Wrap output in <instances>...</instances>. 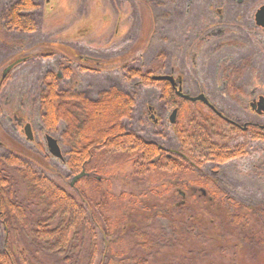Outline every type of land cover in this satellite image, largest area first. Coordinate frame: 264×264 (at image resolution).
I'll return each instance as SVG.
<instances>
[{
    "label": "rangeland",
    "instance_id": "obj_1",
    "mask_svg": "<svg viewBox=\"0 0 264 264\" xmlns=\"http://www.w3.org/2000/svg\"><path fill=\"white\" fill-rule=\"evenodd\" d=\"M14 1L0 0V156H18L79 202H83L82 189L92 190L94 185L82 177L71 185L74 174L67 165L68 148L61 141L64 124L60 122L55 131L45 128L57 140L63 159L48 151L45 132L40 130L39 96L48 71L57 74L59 89L91 99L110 87L131 95L135 106L123 121L126 128L169 151L178 146L173 125L180 117L175 115L171 124L172 109L164 104L159 89L128 77L130 69L179 76L183 93L195 96L202 92L219 111L241 124L264 123V115L254 114L245 98L237 100L239 88L234 83L220 84L228 73L223 54L201 50L193 64L189 39L203 19L204 0H195L194 8L190 0H34L37 8L30 14L37 27L30 33L5 26L4 10ZM65 67L71 69L69 76L62 72ZM252 88L264 93V84L242 87ZM15 116L31 123L32 139L26 137ZM243 136L233 135V144ZM101 160L111 163L93 178L108 185L116 196L126 192L139 198L137 206L125 200L126 207L110 212L115 229L109 238L114 241L111 244L106 239V246L111 245L118 256L106 264H264V142L253 144L242 159L195 167L199 175L211 177L223 189L225 196L220 199L210 196V187L195 186L179 177L169 183L160 177L152 180L153 174L139 180L131 159L108 156ZM115 162L126 164L115 169ZM85 163L88 170H84L91 171V163ZM12 175L18 180L13 190L21 197L20 176L14 171ZM167 185L171 187L165 191ZM231 200L246 207L236 208ZM240 213L244 215L235 223L234 216ZM184 219L189 220L187 232L179 229ZM95 230L102 240L96 224ZM141 231L150 237L153 247L149 252L139 246ZM251 231L260 233L263 240L243 245ZM3 242L0 223V251ZM88 244L84 242L79 253L83 259H87ZM38 258L37 264H66L56 256ZM102 260L97 255L94 264Z\"/></svg>",
    "mask_w": 264,
    "mask_h": 264
},
{
    "label": "trees",
    "instance_id": "obj_2",
    "mask_svg": "<svg viewBox=\"0 0 264 264\" xmlns=\"http://www.w3.org/2000/svg\"><path fill=\"white\" fill-rule=\"evenodd\" d=\"M36 8L34 0H15L4 10L5 26L15 31L34 32L37 24L30 12ZM62 72L69 76L71 69L65 67ZM127 74L137 77L144 85L156 86L166 107L177 110L180 119L173 126L178 151L190 162H162L163 159L173 160V157L168 158L157 144L126 128L123 121L131 116L135 106L131 95L110 87L91 99L74 90L59 89L57 74L46 72L45 86L39 96L42 124L50 131H55L60 122L64 124L61 141L68 148L67 165L76 175L88 170L84 162L91 163V171H85L89 173L82 178L92 180L89 182L94 186L92 190L82 189L83 202H79L18 156H0V223L4 232L0 264H37L39 256L60 257L66 264H94L97 255L103 260L108 259L102 260L101 264L111 263V258L118 255L111 245L106 246V239H110L109 235L115 229L110 212L126 207L125 200L132 207L137 206L139 198L126 192L116 196L108 185L105 187L93 178L111 163L101 160L108 156L131 159V169L139 180H147L151 174L152 180L160 177L168 183L174 177L187 179L195 186L210 187L209 194L215 199L225 196L211 177L199 175L195 167L204 162L224 163L244 157L248 153L250 137H244L242 145L229 144V137L235 132L214 113L206 112L202 103L179 98L168 81L154 80V74L149 72L130 69ZM158 159L162 161L158 162ZM124 164L126 162H115L112 167L123 168ZM12 171L20 176L21 197L13 190L18 180ZM169 187L167 185L165 191ZM231 201L236 208L246 207ZM243 215L234 216V222L239 223V217ZM182 222L179 229L187 232L189 220ZM95 224L101 228L102 240L97 239ZM139 234L140 248L149 252L153 247L150 237L142 231ZM243 239V245L263 240L257 231H251ZM110 240L112 244L114 240ZM20 241L22 248H19ZM86 241L89 253L87 259H83L79 253Z\"/></svg>",
    "mask_w": 264,
    "mask_h": 264
},
{
    "label": "flooded vegetation",
    "instance_id": "obj_3",
    "mask_svg": "<svg viewBox=\"0 0 264 264\" xmlns=\"http://www.w3.org/2000/svg\"><path fill=\"white\" fill-rule=\"evenodd\" d=\"M195 2V0H190L193 8ZM203 2L204 16L200 17L203 19L198 21L196 29L193 28L189 39L193 54V64L196 63V54H199L201 50H204L203 53L208 49L214 53L218 51L223 54L222 59L228 73L225 74V79H221L220 84L234 83L239 88L236 96L237 100H242L241 97L245 98L254 114L258 116L264 115V93L256 92L253 88L250 90L242 89V87H255L264 84V82L260 83V81H264V0H207V3L204 0ZM172 77L176 84L174 89L176 91L177 88L182 87V78H178L179 76ZM183 94L189 95V93ZM198 95H203L208 104L202 101L196 102L202 103L206 107V112L207 110L211 111L228 124L232 132H235L231 135L250 137L248 149L255 143L264 142L263 122L253 120L251 122L245 121L241 124L236 117L231 119L222 111H219L210 102L207 95L199 92L195 96ZM15 119L24 134L26 126L29 125L32 139L33 130L31 123L25 122L23 117L18 118L15 116ZM154 121L157 120L155 119ZM40 130L45 132L44 137L46 140L48 134H46L47 131L43 124L40 125ZM229 141V144L234 145V137H229ZM236 144L242 145L243 140ZM158 147L165 151V155L168 158L173 157V160L163 159L162 162L189 161L178 151V146L175 151H169L162 146L160 147V145ZM60 159H63V157ZM238 159H242V157L232 158L225 162H232Z\"/></svg>",
    "mask_w": 264,
    "mask_h": 264
},
{
    "label": "water",
    "instance_id": "obj_4",
    "mask_svg": "<svg viewBox=\"0 0 264 264\" xmlns=\"http://www.w3.org/2000/svg\"><path fill=\"white\" fill-rule=\"evenodd\" d=\"M13 65H14V63L10 64V65L5 69V71H4L3 75H2L3 77H4V75H5V72H6L9 68H11ZM153 79H154V80H166V81H169L170 84L172 85V87H173L174 89H175V87H176V84H175L174 78H173L172 76H170V75H154V76H153ZM175 92H176V94H177L178 96H180V97H182V98H184V99H187V100H189V101H202V102L208 104V103H207L208 101L206 100V98H205L203 95L189 96V95L183 94V93L181 92V88H180V87L177 88ZM175 115H176V110H173V111H172V114H171V116H170V121H171L172 123L174 122V117H175ZM25 134H26V137H27L28 139H31V132H30V130H29V125H27L26 128H25ZM46 143H47L48 151H49L52 155H54V156H56V157H58V158H62V153H61L60 147H59V145H58V143H57V140H56L55 138H53V137L50 136V135H47V136H46ZM83 175H84V172H81L80 174L75 175V176L72 178V180H71V185H72V184H73L78 178H80V177L83 176Z\"/></svg>",
    "mask_w": 264,
    "mask_h": 264
}]
</instances>
